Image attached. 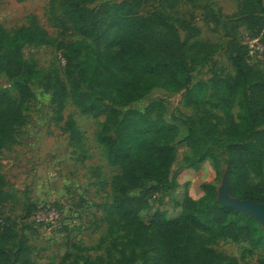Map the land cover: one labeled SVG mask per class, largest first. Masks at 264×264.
<instances>
[{
	"label": "rangeland",
	"instance_id": "374dc122",
	"mask_svg": "<svg viewBox=\"0 0 264 264\" xmlns=\"http://www.w3.org/2000/svg\"><path fill=\"white\" fill-rule=\"evenodd\" d=\"M119 1L89 0L86 5L98 8ZM241 1L180 0L172 11L182 37L187 31L181 20H186L200 28L199 40L216 43L218 48L209 62L193 65V82H205L198 91V107L187 104V90L171 92L162 87L152 88L142 99L128 105L143 111L151 102H161L162 119L178 128L171 141L174 157L169 165L139 181H131L102 142L101 132L109 124L106 115L94 109L87 111L96 101L87 82L94 65L80 47L81 42L88 41L86 37L78 33L70 36L76 40V50L35 44L22 47L32 97L24 111V124L16 130L15 143L0 150V218L10 236L6 246L11 252V264L21 242L29 249L32 264H115L131 251L144 254L134 264H161L154 247L142 243V238L154 234L148 224L155 212H164L168 220L176 219L185 212L186 198L192 202L193 214L206 225L221 233L226 232L224 229L232 234L246 231L239 239L220 236L206 248L234 256L238 264H264V245L256 243L263 238L253 233L248 216L257 219L262 228L264 224L255 215L231 207L232 203L245 200L231 197L227 183L228 146L235 131L241 129L243 92L237 88L230 96L227 84L211 82L214 75L234 76L224 52L228 42L236 39L245 44L251 37L240 17L233 15ZM157 2L149 0L148 4ZM262 18L264 22V14ZM62 19L61 0H0V24L8 31L34 26L55 37ZM257 68L253 69L254 82L264 106V71ZM81 69L85 80L80 79L73 86L70 80ZM57 80L67 91L61 113L56 112L51 88ZM4 91L16 96L13 80L1 73L0 92ZM156 114L154 110L152 120ZM67 118L75 123L78 140L64 129ZM203 124L206 127L200 138L206 140L210 131L213 140H206L205 146L192 145V130ZM150 138L154 145L160 144L153 135ZM247 176L250 182H258L250 169ZM121 188L145 204L131 225L119 213L112 212ZM53 204L60 216L57 226L36 224L26 217L36 207ZM214 205L237 212L226 215L221 225L224 229L209 223Z\"/></svg>",
	"mask_w": 264,
	"mask_h": 264
},
{
	"label": "trees",
	"instance_id": "16d2710c",
	"mask_svg": "<svg viewBox=\"0 0 264 264\" xmlns=\"http://www.w3.org/2000/svg\"><path fill=\"white\" fill-rule=\"evenodd\" d=\"M89 0H61L63 19L55 37L43 28L21 26L8 31L0 24V74L13 80L16 96L0 92V150L15 143V133L25 121L24 111L32 97L28 82L29 69L26 67L21 49L27 44L49 45L54 48L76 50V40L70 36L80 34L88 41L81 42L87 61L93 63V72L87 80L96 101L94 108L106 115L109 122L101 132V140L124 169L131 181H139L165 169L174 157L171 141L178 133L174 124L162 117L161 102H151L143 111L128 108V105L142 99L152 88L162 87L171 92L187 90V104L200 105L198 91L205 82H193V65H204L210 61L216 43L198 39L200 28L186 20L181 25L187 33L181 36L172 11L180 0H158L149 5V0H121L104 3L98 8L88 7ZM264 0H242L237 12L242 24L250 32L264 30L262 15ZM234 68V76L220 78L214 75L211 82L227 84L230 96L237 88L243 92L239 120L241 129L228 146L227 183L231 197L249 200L264 205V106L263 97L256 90L253 69L257 66L247 62L246 46L236 39L224 48ZM70 77V76H69ZM71 79V78H69ZM85 80L82 71L71 79L73 86ZM56 112L64 108L67 91L58 80L51 85ZM105 102V103H104ZM121 108L123 110H118ZM157 110L155 120L152 113ZM192 130L190 143L205 146L206 140H213L212 133H206V140L200 138L202 129ZM64 129L78 140V130L72 119L65 120ZM160 140L157 146L151 136ZM124 149L125 153L122 152ZM250 169L257 183L249 181ZM126 188L118 191L116 206L112 212L126 218L129 225L137 218L138 210L144 202L126 193ZM31 211L26 214L30 217ZM209 223L221 226L226 215L237 214L231 207L212 206ZM253 233L263 238L257 244L264 245V228L257 219L248 216ZM115 220L111 218V224ZM148 229L152 236L142 238V243H150L157 252L156 259L161 264H238L236 257L225 256L205 247L220 236L239 239L242 230L232 234L227 229L221 233L202 222L192 211V202L185 199V212L176 219L168 220L164 212H155ZM196 230V231H195ZM203 233H208L205 236ZM10 240L7 225L0 224V264H11V252L7 248ZM141 245V243H140ZM144 257L143 252L131 251L117 259L115 264H134ZM101 261V258H97ZM14 264H32L29 249L21 242L13 258Z\"/></svg>",
	"mask_w": 264,
	"mask_h": 264
},
{
	"label": "built area",
	"instance_id": "2783aa9c",
	"mask_svg": "<svg viewBox=\"0 0 264 264\" xmlns=\"http://www.w3.org/2000/svg\"><path fill=\"white\" fill-rule=\"evenodd\" d=\"M248 33L251 37L247 38V42L243 44L247 50V62L264 71V30L257 33L249 31ZM30 218L36 224L51 226H57L60 221L59 212L54 204L36 207L30 213ZM1 223L2 219L0 218Z\"/></svg>",
	"mask_w": 264,
	"mask_h": 264
},
{
	"label": "water",
	"instance_id": "95a60500",
	"mask_svg": "<svg viewBox=\"0 0 264 264\" xmlns=\"http://www.w3.org/2000/svg\"><path fill=\"white\" fill-rule=\"evenodd\" d=\"M231 207L255 215L264 224V205L245 200L242 202H234L231 204Z\"/></svg>",
	"mask_w": 264,
	"mask_h": 264
},
{
	"label": "crops",
	"instance_id": "0c3cea01",
	"mask_svg": "<svg viewBox=\"0 0 264 264\" xmlns=\"http://www.w3.org/2000/svg\"><path fill=\"white\" fill-rule=\"evenodd\" d=\"M239 7H240V3L237 5V9H236V11H235V12H237V11H238ZM235 12H234V13H235Z\"/></svg>",
	"mask_w": 264,
	"mask_h": 264
}]
</instances>
